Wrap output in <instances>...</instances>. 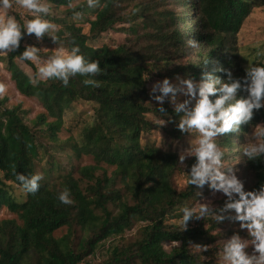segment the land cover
Returning <instances> with one entry per match:
<instances>
[{"label":"trees","instance_id":"1","mask_svg":"<svg viewBox=\"0 0 264 264\" xmlns=\"http://www.w3.org/2000/svg\"><path fill=\"white\" fill-rule=\"evenodd\" d=\"M42 1L70 6L76 0ZM260 4L264 6V0ZM96 5L99 8L87 33L67 27L56 32V41L46 34L40 41L61 44L67 50L78 46L86 59L98 62L100 73L76 74L69 77L66 86L58 79L33 83L17 63L21 61L18 55L28 46V35H22L15 51L3 60L17 90L37 98L47 113L35 119L36 128L44 126L36 130L25 122L20 106L8 109L5 99L0 98V211L6 208L21 221L0 222V264H94L88 257L95 254L100 243L122 235L135 220L147 222L141 237L124 248H113L110 257L99 264H217L203 260L189 245L214 237L226 219L217 223L205 216L191 226L196 219L191 218L184 229L167 222L173 211L202 188L186 184L179 191L175 185L176 174L181 171L186 178L195 157L181 167L177 152L142 145V136L157 128L162 127L173 140L187 133L176 127L179 116L169 102L150 106L148 77L181 76L198 82L204 73H211L224 80L225 73L215 71L218 66L228 69L233 78L243 77L246 66L238 35L255 6L252 0H96ZM90 8L85 0L67 9L65 15L74 17ZM16 19L23 24L19 17ZM116 30L126 34L116 48L89 44ZM22 62L34 69L31 61ZM84 79L96 80L99 86L85 85ZM242 95L246 93L237 92V98ZM82 102L92 105L93 121L84 126L75 143L70 140L63 145L70 147L76 158L92 156L97 164L115 167L110 177L96 176L98 166L79 169V180L71 173L56 176L60 167L54 160L40 170L41 152H48L41 142L42 134L58 141L67 119ZM160 106L164 113L158 111ZM151 113L165 124L151 121ZM262 120L263 107L254 110L251 120L236 132L219 135L217 143L223 149L231 147L235 137L249 133ZM226 157L223 152L222 160ZM246 170L252 174L253 184L244 189L259 190L264 184V158L247 159ZM17 173L26 177L40 174L37 191L22 192ZM83 179L90 182L85 190L80 185ZM118 185L131 196L133 204ZM64 188L69 190L71 204L57 199ZM111 203L118 209L116 214L109 209ZM63 227L69 229L68 234L55 238V231ZM79 231L83 236H78ZM165 242L180 246L168 252Z\"/></svg>","mask_w":264,"mask_h":264},{"label":"clouds","instance_id":"2","mask_svg":"<svg viewBox=\"0 0 264 264\" xmlns=\"http://www.w3.org/2000/svg\"><path fill=\"white\" fill-rule=\"evenodd\" d=\"M87 4L94 7L96 0H87ZM14 5L27 10L31 19L21 17L24 20L21 24L9 11ZM48 13L49 8L42 0H0V53L14 52L22 35L34 34L39 40L47 34L56 41L57 37L52 34L56 26L44 18ZM38 52L37 47L26 46L18 55L21 61H34L39 65L34 76H29L33 83L58 79L66 86L71 76L101 72L98 62L86 59L80 54L78 46L70 50L56 47L43 64H39ZM215 71L224 72L226 78L222 80L219 76L204 73L198 82L177 77L175 84L164 78L153 83L150 90V94L158 93L153 95L158 105L167 99L173 106V112L179 116L176 127L181 133H197L190 147L179 155L180 162L186 156L195 157L188 169L186 184L196 188L207 184L213 193L218 191L225 197L223 205L215 211L207 203H201L199 207H181L179 211L182 216L178 223L184 229L191 218L211 216L217 223L226 218L238 221L239 228L246 230L248 238L233 233L223 243L217 264H264V184L260 185L259 190H245L233 167H226L223 163V152L216 142L218 135L236 132L241 124L251 120L254 110L264 107V66L248 64L241 78H233L228 69L219 66ZM83 83L99 86L93 79H84ZM238 91L246 95L237 98ZM177 94L186 98L180 100ZM210 96L214 99H210ZM158 111L164 113L165 110L160 106ZM164 123L161 119L160 125ZM251 136L252 139L246 140L241 147L242 155L248 160L264 158V124H257ZM41 179L40 174L27 177L16 174L24 193H35ZM57 199L62 204L72 203L67 188L58 194ZM250 245L252 254L245 251Z\"/></svg>","mask_w":264,"mask_h":264},{"label":"rangeland","instance_id":"3","mask_svg":"<svg viewBox=\"0 0 264 264\" xmlns=\"http://www.w3.org/2000/svg\"><path fill=\"white\" fill-rule=\"evenodd\" d=\"M83 1L85 0H76L70 6H56L46 1H42L46 3L49 8V13L44 18L49 20L56 26L55 32L52 33L53 35H55L56 32H58L60 29H65L67 27H71L77 32L83 31L84 33H87L89 31L90 22L95 20L96 10L97 8H99L98 5L95 4L94 7H91L85 13L76 15L74 17H67L65 15L67 9L73 8ZM260 2L261 0H252L255 8L252 14L245 20L238 35V44L241 51L242 63L246 67L248 64H256L258 62L264 63V6H262ZM9 11L15 17H19V20H22L23 22L24 20L21 19V17H24V19H31V17L27 14V10L22 9L18 6L14 5V7ZM125 38V33L121 32L120 30H116L102 34L99 40H97L96 42H90L89 44L96 48L102 47L103 45H108L113 49L116 48L119 44L123 43L125 41ZM26 44L28 46L36 45L35 47L39 49V52L37 54L39 57V64H43L48 59V57L53 54V51L56 47L65 48L61 44H45L41 42L40 39L37 40L34 34H28ZM8 54L9 52L0 53V89H2L0 90V98L5 99V107H7L8 109L20 106L21 111L23 112L22 116L29 126L35 128L36 130H39V128H44V126H39L36 128L35 119L39 115L46 114L47 112L37 98L24 96L17 90L15 82L12 80L11 74L8 71L7 63L3 61ZM31 62L34 64V69L22 61L17 62L20 69L28 76H34L36 68L39 66L37 62ZM172 66L173 65H171L170 68H172ZM177 77H180L181 79L185 78L181 76ZM177 77L170 78V83L175 84L177 82ZM162 79L163 78L157 74L148 77L149 93L153 83ZM156 94H150L151 98L149 104L153 108L159 106L158 103L153 99V95ZM177 95L178 99L180 100L186 98L183 95ZM166 102H168L167 99H165L163 103ZM81 105L82 106L78 108L79 110L73 112V114L67 119L66 127L58 134V141H51L47 135L42 134L41 142L48 147V152H41L40 170L48 167V162L54 160L56 166L58 165L60 167V171L56 172V176H65L71 173L73 174L75 179L79 180L81 178V175L78 171L79 169L86 166H98V170L95 173L96 176L104 177L106 175L110 177L115 170V167L108 166L105 163L97 164L92 156L83 155L80 158H76V156L73 155L72 149L70 147L64 146L65 144H68L70 140H73L75 143V141H77L78 137L80 136L84 126L93 121L92 105L85 102H82ZM148 118L154 123H160V119L157 118V116L153 113L149 114ZM48 121H53V119L48 118ZM259 124H264V120H262ZM255 127L256 126L251 128L249 133L235 137L231 147L223 149L222 146L217 143L220 150L227 153L228 156L222 160L223 163L226 167H233L234 173L243 182L244 188H249L253 184V176L248 170H246L247 158L242 155L241 147L246 142V140L252 139L251 133L253 132ZM196 135L197 133H195L194 131L187 132L182 139L173 140L161 127L143 135L141 139L142 145H154L162 148L164 151H173L177 152L180 155L190 147ZM219 139L220 137L218 135L216 138V142H218ZM61 145L63 146V149H61ZM190 158L192 157L186 156L181 164V167H184V163ZM88 183L90 182L87 179H83V181L80 182L81 188L85 190ZM175 185L179 191L184 190L186 187L185 178L181 171L175 176ZM117 188L121 189L122 193L126 196L127 201L130 204H133L131 196L127 194V191L123 189V186L118 185ZM224 200L225 197L223 196V194L218 191L213 193L208 188L207 184H205L202 187L199 195H195L193 198L187 201L184 206L181 205L175 211H173L172 216L167 218V222L168 224H176L177 226H180L178 221L182 216L180 215L182 213L179 211L181 207H199L201 203H207L212 208V210L215 211L217 208L223 205ZM109 209L114 212V214L118 212V209L112 203L109 204ZM206 217L210 221L214 220L211 218V216ZM5 219H15L19 224H21L18 216L9 212L6 208L0 211V222ZM197 222V219H195L194 221H191L190 225L196 226ZM146 224V221L135 220L132 227L126 230L122 235L110 237L109 239L102 241L95 254L88 257V260H90L94 264H99L106 261L110 257V253L113 248H124L129 243L138 240L141 237L143 228ZM209 225L210 223H207L206 227H209ZM68 232L69 229L67 227H63L56 230L54 236L55 238L59 239L67 235ZM233 233L239 234L242 238H248L246 230H242L239 228L238 221L229 220L226 218V222L213 233L214 237L208 238L196 245L190 244L189 248L192 252L199 254L205 261L213 260L215 262H218V254L222 251L223 243ZM78 236H83V233L79 231ZM163 245L165 250L168 252L180 246L179 243L175 242H165ZM245 251L249 254H252V246L250 245Z\"/></svg>","mask_w":264,"mask_h":264}]
</instances>
